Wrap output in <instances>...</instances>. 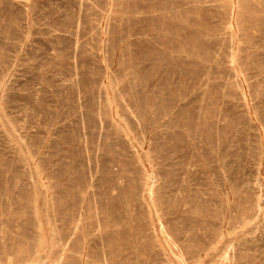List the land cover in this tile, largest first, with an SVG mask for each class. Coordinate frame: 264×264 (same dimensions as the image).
Returning a JSON list of instances; mask_svg holds the SVG:
<instances>
[{"label": "rangeland", "instance_id": "rangeland-1", "mask_svg": "<svg viewBox=\"0 0 264 264\" xmlns=\"http://www.w3.org/2000/svg\"><path fill=\"white\" fill-rule=\"evenodd\" d=\"M0 66V264H264V0H0Z\"/></svg>", "mask_w": 264, "mask_h": 264}, {"label": "bare ground", "instance_id": "bare-ground-1", "mask_svg": "<svg viewBox=\"0 0 264 264\" xmlns=\"http://www.w3.org/2000/svg\"><path fill=\"white\" fill-rule=\"evenodd\" d=\"M172 2V1H171ZM183 3V2H182ZM245 13V12H244ZM248 16V15H247ZM91 18V17H90ZM19 25V23H18ZM8 26V25H7ZM12 30V29H11ZM249 31V30H248ZM10 33V32H9ZM134 33V32H133ZM91 35V34H90ZM28 37V36H27ZM19 42V41H18ZM197 42V41H196ZM16 43V42H15ZM112 51V50H111ZM215 51V50H214ZM239 52V51H238ZM78 53V52H77ZM112 53V52H111ZM204 53V52H203ZM6 55V54H5ZM218 56V55H217ZM6 59V58H5ZM8 59V58H7ZM7 61V60H6ZM83 61V60H82ZM7 66V65H6ZM1 67V66H0ZM189 70V69H188ZM2 72V71H1ZM5 92V91H4ZM107 104V103H106ZM128 107V106H127ZM144 114V113H143ZM143 118V117H142ZM187 129V128H186ZM200 129V128H199ZM87 131V130H86ZM186 135V134H185ZM188 135V134H187ZM110 142V141H109ZM187 145V144H186ZM186 160V159H185ZM190 168V167H189ZM187 175V174H186ZM207 175V174H206ZM196 179V178H195ZM204 181V180H203ZM228 182V181H227ZM197 185V184H196ZM149 189V188H148ZM191 191V190H190ZM213 194V193H212ZM211 197V196H210ZM203 200V199H202ZM252 204V203H251ZM209 205V203H208ZM207 205V206H208ZM204 208V207H203ZM238 210V209H237ZM206 211V210H205ZM210 212V211H209ZM141 215V214H140ZM223 215V214H222ZM211 216V215H210ZM186 217V216H185ZM222 218V217H221ZM230 219V218H229ZM184 221V220H183ZM250 221V220H249ZM159 222V221H158ZM248 222V221H247ZM193 224V223H192ZM150 225V224H149ZM238 229V228H237ZM236 230V229H235ZM214 244V243H213ZM203 251V250H202ZM217 259V258H216ZM201 260V259H200ZM233 261V259H232Z\"/></svg>", "mask_w": 264, "mask_h": 264}]
</instances>
